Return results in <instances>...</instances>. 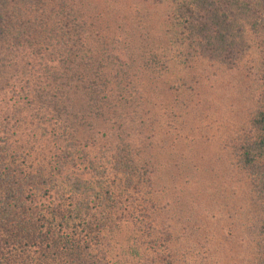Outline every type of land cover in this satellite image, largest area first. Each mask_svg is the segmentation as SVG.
I'll list each match as a JSON object with an SVG mask.
<instances>
[{"label":"trees","instance_id":"obj_1","mask_svg":"<svg viewBox=\"0 0 264 264\" xmlns=\"http://www.w3.org/2000/svg\"><path fill=\"white\" fill-rule=\"evenodd\" d=\"M0 264H264V0H0Z\"/></svg>","mask_w":264,"mask_h":264}]
</instances>
